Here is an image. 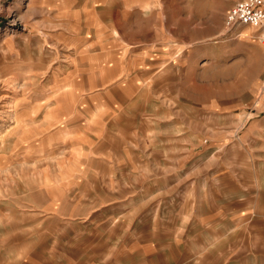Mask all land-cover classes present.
Instances as JSON below:
<instances>
[{"label":"rangeland","instance_id":"obj_1","mask_svg":"<svg viewBox=\"0 0 264 264\" xmlns=\"http://www.w3.org/2000/svg\"><path fill=\"white\" fill-rule=\"evenodd\" d=\"M239 1L0 0V264H264Z\"/></svg>","mask_w":264,"mask_h":264},{"label":"built area","instance_id":"obj_2","mask_svg":"<svg viewBox=\"0 0 264 264\" xmlns=\"http://www.w3.org/2000/svg\"><path fill=\"white\" fill-rule=\"evenodd\" d=\"M226 24H250L264 27V0H242L234 4L226 14Z\"/></svg>","mask_w":264,"mask_h":264}]
</instances>
